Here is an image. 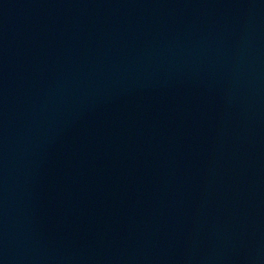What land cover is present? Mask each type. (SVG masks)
<instances>
[{
    "label": "water",
    "instance_id": "95a60500",
    "mask_svg": "<svg viewBox=\"0 0 264 264\" xmlns=\"http://www.w3.org/2000/svg\"><path fill=\"white\" fill-rule=\"evenodd\" d=\"M0 264H264V0H0Z\"/></svg>",
    "mask_w": 264,
    "mask_h": 264
}]
</instances>
